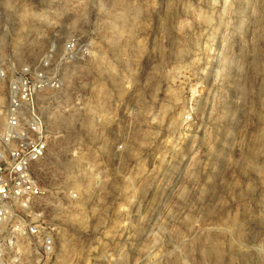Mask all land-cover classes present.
I'll list each match as a JSON object with an SVG mask.
<instances>
[{
  "label": "rangeland",
  "instance_id": "374dc122",
  "mask_svg": "<svg viewBox=\"0 0 264 264\" xmlns=\"http://www.w3.org/2000/svg\"><path fill=\"white\" fill-rule=\"evenodd\" d=\"M45 59L54 246L0 264H264V0H0V124Z\"/></svg>",
  "mask_w": 264,
  "mask_h": 264
},
{
  "label": "built area",
  "instance_id": "2783aa9c",
  "mask_svg": "<svg viewBox=\"0 0 264 264\" xmlns=\"http://www.w3.org/2000/svg\"><path fill=\"white\" fill-rule=\"evenodd\" d=\"M48 66L45 59L34 75H12L0 124V227L10 223L12 238L31 239L44 253L53 249V229L45 222H33L31 217L44 194L38 169L49 149L39 96L58 86Z\"/></svg>",
  "mask_w": 264,
  "mask_h": 264
},
{
  "label": "bare ground",
  "instance_id": "6f19581e",
  "mask_svg": "<svg viewBox=\"0 0 264 264\" xmlns=\"http://www.w3.org/2000/svg\"><path fill=\"white\" fill-rule=\"evenodd\" d=\"M212 252V251H211ZM214 254V253H213Z\"/></svg>",
  "mask_w": 264,
  "mask_h": 264
}]
</instances>
